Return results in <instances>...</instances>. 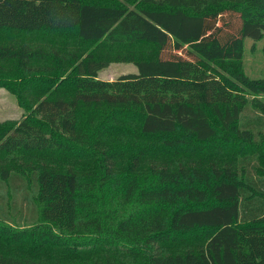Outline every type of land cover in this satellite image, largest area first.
Wrapping results in <instances>:
<instances>
[{
    "label": "trees",
    "instance_id": "obj_1",
    "mask_svg": "<svg viewBox=\"0 0 264 264\" xmlns=\"http://www.w3.org/2000/svg\"><path fill=\"white\" fill-rule=\"evenodd\" d=\"M10 30L0 42V87L20 104L32 101L24 93L33 91L71 96L36 97L26 117L0 129V153L83 143L80 107L104 105L137 107L140 135L161 137L168 149L220 133L240 154L223 166L151 167L145 185L135 177L123 186L118 202L129 204L125 214L104 207L83 215L72 169L0 167V264H45L36 254L51 246L68 250L64 257H84L95 246L84 239L135 257L92 264H264V172L255 173L260 152H246L260 146L264 153V118L245 115L239 102L244 89L264 92V77L235 66L246 38L264 37V0H0V33ZM58 30H73L82 41L145 42L156 50L134 60L135 72L106 80L99 72L107 60L72 53L66 67L64 52L34 48L21 36L9 40ZM104 157L108 177L115 157ZM167 242L174 250L164 251Z\"/></svg>",
    "mask_w": 264,
    "mask_h": 264
},
{
    "label": "rangeland",
    "instance_id": "obj_2",
    "mask_svg": "<svg viewBox=\"0 0 264 264\" xmlns=\"http://www.w3.org/2000/svg\"><path fill=\"white\" fill-rule=\"evenodd\" d=\"M10 31L0 33V42H7ZM12 36V34L10 35ZM21 36L22 42L31 44L32 47L55 49L66 54V67L72 53L75 59L91 54L95 58L107 60L108 66L99 72V77L106 80H114L119 75L135 72L137 70L134 60L147 58L149 53L156 50L155 45L145 42L134 44L108 43L104 41L90 42L82 41L73 34V30H58L45 34H19L9 40L18 41ZM12 43V41H11ZM37 45V46H36ZM38 65V63H34ZM68 64V65H67ZM11 64H7L9 68ZM235 66L245 74L253 78L264 77V37L253 40L247 37L245 41L244 56ZM6 68V66H5ZM213 68L225 74L233 80L234 76L227 69L213 64ZM38 91L24 93L25 99L30 100L26 104H20L17 95L5 86L0 87V129L15 125L30 112V108L36 101V97H70L67 94H51L49 92L37 93ZM245 115L262 114L264 118V92H254L244 89L239 98ZM141 120L140 111L131 106H104V105H82L79 109V124L87 134V139L69 149H54L31 153H0V167L29 173L32 169H39L42 165L62 169H72L79 177L81 183V210L83 215H93L100 209L119 208V213L125 214L129 204L121 208L118 196L123 186L131 178H137L145 185L146 178L151 176V167L164 166L177 167L187 164H198L201 168L214 163L223 166L225 164L237 163L240 152L237 148L225 143L219 133L207 143H178L175 149H168L164 145L163 138H146L140 135L138 123ZM218 127V123L215 122ZM258 151L256 174L264 172V153L260 146L247 147L246 152ZM113 155L115 168L108 177H104V155ZM234 165H231L233 167ZM236 166V165H235ZM89 231H86L88 234ZM65 234L70 241L71 237ZM90 234V233H89ZM87 244L95 246L88 249V255L75 257L69 255V251L62 246H51L37 253V257L45 264H92L94 261L102 263L106 259H120L130 262L135 257H127L119 254L111 244L103 243L102 240H88ZM89 242V243H88ZM98 243V245H96ZM0 245H2L0 243ZM90 248V247H88ZM165 252L174 250V246L167 242ZM180 250V249H179ZM56 255L55 257L52 255ZM22 255V254H17Z\"/></svg>",
    "mask_w": 264,
    "mask_h": 264
}]
</instances>
